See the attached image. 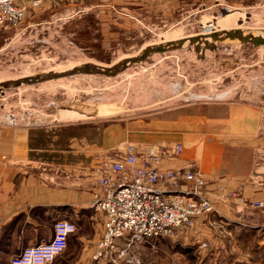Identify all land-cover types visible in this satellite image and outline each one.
Masks as SVG:
<instances>
[{
	"label": "rangeland",
	"instance_id": "rangeland-1",
	"mask_svg": "<svg viewBox=\"0 0 264 264\" xmlns=\"http://www.w3.org/2000/svg\"><path fill=\"white\" fill-rule=\"evenodd\" d=\"M89 1L17 0L28 9L26 17L0 28V139L15 127L32 128L25 114L45 113L49 123L37 126L47 128L40 136L53 145L68 138L70 162L96 160L84 169L92 170L94 199L103 188L93 172L121 159L130 144L142 152L180 143L181 153L164 163L186 159L183 167L205 173V149L224 164L233 155L246 160L253 143L264 142V0H101L100 9L130 16L134 23L126 31L74 13ZM162 10L174 18L168 21ZM77 138H84L86 152L74 153ZM31 164L53 174L54 184L56 172L72 182L76 177L69 163L68 170ZM195 226L179 238L181 230L146 241L132 262L117 264L200 262L203 254L192 252L187 237ZM65 251L53 262L72 264Z\"/></svg>",
	"mask_w": 264,
	"mask_h": 264
},
{
	"label": "crops",
	"instance_id": "crops-1",
	"mask_svg": "<svg viewBox=\"0 0 264 264\" xmlns=\"http://www.w3.org/2000/svg\"><path fill=\"white\" fill-rule=\"evenodd\" d=\"M101 3V0H90L83 3L86 9L75 10L74 13L84 21L90 20L91 17L101 18L105 19L108 27L115 25L116 28L130 30L128 27L133 25L134 21L129 15L110 9H100L98 6ZM171 13L162 10V16L168 21L174 18L169 17ZM115 17L124 20L117 23ZM104 42L106 45L110 44L108 39H104ZM18 129L23 131V135L19 134L21 131ZM46 129L15 127L2 133L0 264H11L12 258L20 254L24 248L49 240L59 219L73 220L78 226L76 232L71 234L65 251V255L72 259V264H84L89 261L104 232L105 214L92 207L97 188L90 182L92 177L89 174L92 170H87L96 166V160L93 157L92 162L88 163L84 157L72 159L70 162L69 139L66 138V144L63 145V139L60 137L56 142L58 144L53 145L51 139L40 136L39 131L46 134L47 131H44ZM76 140L78 150L74 153L85 151L84 138ZM52 146L57 148L52 149ZM88 146H92L93 150L95 148L93 144ZM52 150H55L64 161L57 158L55 160V153L47 152ZM87 154L90 155V150ZM250 154L244 161L237 160L236 155L229 156L223 164L212 152L205 149L203 161L207 171L204 170V175L207 191L215 203L216 210L209 218L202 217L194 230L188 231L187 237L193 246L192 252L203 254V257L199 256L200 262L195 261V264H264V208L251 204L264 200V161L257 164V159L264 158V142L261 139L253 143ZM38 155L43 156L46 161L38 160L41 158H38ZM38 161L55 163L60 165L61 169L67 170L69 163L76 168L74 182L71 181L72 177L56 172L54 184L53 174L48 177L31 168V163ZM184 163L189 161L178 158L162 166L180 168ZM85 168L87 169L84 170ZM234 192L237 196L232 197L231 194ZM183 232L184 230L178 232V238L184 234ZM50 264L68 263L55 261Z\"/></svg>",
	"mask_w": 264,
	"mask_h": 264
},
{
	"label": "built area",
	"instance_id": "built-area-1",
	"mask_svg": "<svg viewBox=\"0 0 264 264\" xmlns=\"http://www.w3.org/2000/svg\"><path fill=\"white\" fill-rule=\"evenodd\" d=\"M40 1L34 0V5ZM27 13L28 9L17 0H0V28L17 23ZM182 150L183 146L176 143L169 148L151 146L139 152L130 144L121 159L113 160L104 169L96 168L94 178L103 194L94 199L92 207L105 214V232L92 258L84 264L132 262L133 252L146 241L193 227L197 219L214 213L215 203L200 168L162 167L166 158L173 159ZM252 205L262 206L264 200ZM77 228L73 220H57L49 240L24 248L11 264L52 263L67 249Z\"/></svg>",
	"mask_w": 264,
	"mask_h": 264
},
{
	"label": "water",
	"instance_id": "water-1",
	"mask_svg": "<svg viewBox=\"0 0 264 264\" xmlns=\"http://www.w3.org/2000/svg\"><path fill=\"white\" fill-rule=\"evenodd\" d=\"M13 119L12 117H10ZM9 120V119H8ZM24 124L29 127L45 126L49 123V119L45 113H29V115H24L23 117ZM13 122V120H9Z\"/></svg>",
	"mask_w": 264,
	"mask_h": 264
}]
</instances>
